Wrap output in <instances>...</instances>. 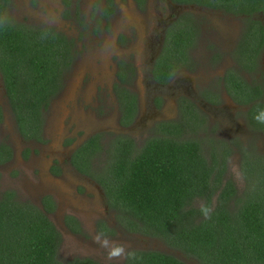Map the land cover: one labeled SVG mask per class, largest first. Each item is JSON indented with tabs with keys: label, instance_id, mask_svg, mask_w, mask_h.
Instances as JSON below:
<instances>
[{
	"label": "trees",
	"instance_id": "1",
	"mask_svg": "<svg viewBox=\"0 0 264 264\" xmlns=\"http://www.w3.org/2000/svg\"><path fill=\"white\" fill-rule=\"evenodd\" d=\"M7 3L0 0V72L18 131L25 138L39 139L43 110L60 87L74 45L54 28L5 17ZM123 105L131 115L136 100L123 99ZM157 126V134L136 151L127 136L116 135L104 148L96 134L76 149L71 163L101 186L123 229L161 238L200 264H264V176L253 187L250 183L238 191L229 179L223 181L229 152L225 145L218 153L214 145L209 150L198 139L172 135L177 126L167 122ZM10 157V147L0 143V163ZM248 174L244 171V176ZM197 201L202 203L197 206ZM202 206L211 209L210 219L202 215ZM53 209L49 196L37 206L19 200L11 189L1 193L0 264H100L90 257L58 259L61 236L47 216ZM64 222L72 232L80 231L73 216L66 215ZM99 226L106 233L110 230L104 222ZM130 251L137 258L121 264H186L157 250Z\"/></svg>",
	"mask_w": 264,
	"mask_h": 264
},
{
	"label": "rangeland",
	"instance_id": "2",
	"mask_svg": "<svg viewBox=\"0 0 264 264\" xmlns=\"http://www.w3.org/2000/svg\"><path fill=\"white\" fill-rule=\"evenodd\" d=\"M66 1L9 0L6 8L5 17L14 22L34 27L52 25L71 37L74 51L70 65L61 75L60 87L43 113L40 143L22 141L13 118L4 112V120L0 123V143L9 144L14 155L0 165V196L3 191L11 189L19 200L40 206L41 196L51 195L55 208L47 216L61 236L57 250L61 261L90 257L100 264H121L125 259L110 260L108 249L96 242L97 233L104 232L111 241L123 244L129 251L157 250L172 254L186 264H200L196 258L167 245L161 238L123 229L116 221V212L108 206L100 185L96 186L95 181L69 164L68 147L73 140L85 137L90 131L102 132L99 136L102 145L112 139V132L118 127L122 103L113 97L111 86L120 73L118 63L125 60L134 64L129 84L137 96L136 120L128 137L134 141L135 151L142 146L143 139L149 137L145 134L149 131L146 127L156 118L178 127L172 135L180 139H198L209 150L214 145L219 153L218 142L227 136L222 131L230 125L224 122V118H228L226 110L231 111L234 103L231 100L220 103L218 114L211 116L212 123L209 122L210 116L204 113L198 118L194 114H186L181 107L183 98L174 96L175 93L191 92L192 77L179 72L172 80L171 88L169 86L171 95L158 98L156 107L150 105V98L146 96L152 94L148 63L158 37L159 3L156 0L141 5H136L134 0ZM108 1L114 12L106 16L107 23L104 24L100 14L108 7ZM163 92L166 94V89ZM0 106L7 111L1 81ZM210 125L213 131L209 129ZM217 128H220L218 132ZM256 137L254 135L253 140L249 138L246 144L252 141L256 146ZM211 139L214 140L212 144ZM103 158L102 155L101 164L105 162ZM55 162L59 167L58 175L51 172ZM96 162L97 159L93 164ZM227 164L223 181L229 179L238 191L249 188L250 181L243 179L237 150L232 151ZM254 175V171L247 175V179L252 180V187L262 179V176L256 179ZM201 203L197 201L195 205ZM66 215H73L78 220L79 233H73L66 227L63 219ZM100 222L111 228L112 233L111 229L108 233L102 230Z\"/></svg>",
	"mask_w": 264,
	"mask_h": 264
},
{
	"label": "flooded vegetation",
	"instance_id": "3",
	"mask_svg": "<svg viewBox=\"0 0 264 264\" xmlns=\"http://www.w3.org/2000/svg\"><path fill=\"white\" fill-rule=\"evenodd\" d=\"M7 1L8 6L9 0ZM134 1L136 5H141L149 0ZM156 1L159 3L156 20L158 37L154 53L149 57L148 63L152 94L150 97L146 96V98H150V105L156 107L159 103L158 98H167L168 95H171L168 90L171 88L172 80L179 72L192 77L191 92L182 93L179 91L180 93H175L174 96V98H183L181 107L186 114H194V117L198 118L204 113L210 116L209 122L212 123L213 119L211 118L218 114V105L226 100H231L234 103L233 108L231 107V111L226 110L228 118H224V122L230 125H227L222 131L227 136L218 142L220 147L223 144L229 150L224 174L228 165L227 160H229L232 151L237 150L243 179L246 178V181L252 183V180H248L244 176V171L248 170L254 171L255 178L260 179L261 176H264V174H260L261 166L264 164V124L258 123L254 117L259 110H264V0ZM109 2H107L108 7L104 9V13L100 14L104 24L107 23L106 16L114 12ZM65 3H67L66 0ZM219 24L221 25L218 26ZM44 26L54 28L48 24H44ZM65 36L72 40L66 34ZM118 64L120 73L116 75V82L112 84L111 89L113 97L122 103V112L120 111L118 127L114 133L112 132V138L116 135L130 136L136 120V109L130 115V111H126L123 105V99L126 101V98H137L129 84L134 64L126 60ZM157 68H161L162 71L169 69L170 72L168 74L159 73V71L156 72ZM0 81L7 106V111L0 106L2 121L4 112L14 120L1 72ZM164 89H166V94L163 92ZM53 97L50 98L49 104ZM152 120L146 127V129L149 128V131L145 134H149V136L157 134V124L161 121L156 118ZM14 124L22 141L40 143L39 141L42 140V127L39 139L25 138L18 131L15 120ZM209 129L213 131L212 125L209 126ZM218 129L220 128H217V132ZM100 133L102 132L90 131L85 137L76 139L75 142L73 140V143L69 142L67 161L72 167L74 166L71 163V158L76 149L86 140ZM254 135L258 136L254 141L256 146L252 144V141L246 144L249 138L253 140ZM144 140L145 138L143 142ZM5 144L11 150V157L4 161L8 162L13 157L14 151L9 144ZM57 165L55 162L51 166V172L56 175L59 173ZM74 169L78 171L75 167ZM95 185L97 186L98 183ZM239 191L242 192V189ZM45 196H49L53 201L49 194L42 195L41 199ZM66 227L68 228L67 225Z\"/></svg>",
	"mask_w": 264,
	"mask_h": 264
},
{
	"label": "clouds",
	"instance_id": "4",
	"mask_svg": "<svg viewBox=\"0 0 264 264\" xmlns=\"http://www.w3.org/2000/svg\"><path fill=\"white\" fill-rule=\"evenodd\" d=\"M255 120L264 124V110H259L254 117ZM205 219L211 218V209L207 206H202L200 209ZM96 242L103 248L108 249V258L111 259H131L137 258L135 251H129L123 244H118L111 241L104 232H98L96 235Z\"/></svg>",
	"mask_w": 264,
	"mask_h": 264
}]
</instances>
